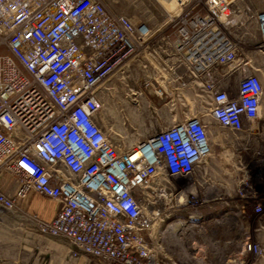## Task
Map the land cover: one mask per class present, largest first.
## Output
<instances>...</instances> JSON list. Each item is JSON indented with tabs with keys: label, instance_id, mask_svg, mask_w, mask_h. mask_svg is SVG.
I'll return each mask as SVG.
<instances>
[{
	"label": "built area",
	"instance_id": "obj_1",
	"mask_svg": "<svg viewBox=\"0 0 264 264\" xmlns=\"http://www.w3.org/2000/svg\"><path fill=\"white\" fill-rule=\"evenodd\" d=\"M230 3L193 1L171 23L170 50L162 53L178 61L156 71L173 73L205 109L183 111L169 127L121 149L101 123L102 94L128 82L132 59L156 54L151 26L106 0H0V172L20 183L12 194L0 190V220L33 190L58 208L53 219L33 217L30 226L66 239L74 257L179 264L160 250L159 236L199 199L193 193L180 199L182 185L172 178L197 176L211 156V121L240 132L259 119L264 84L257 73L241 76L235 89L216 90L223 68L238 61ZM258 21L264 46V11ZM245 248L257 256L264 251L254 240Z\"/></svg>",
	"mask_w": 264,
	"mask_h": 264
},
{
	"label": "rangeland",
	"instance_id": "obj_2",
	"mask_svg": "<svg viewBox=\"0 0 264 264\" xmlns=\"http://www.w3.org/2000/svg\"><path fill=\"white\" fill-rule=\"evenodd\" d=\"M193 1H187L186 5H181L175 0H106L112 9L126 13L135 23L145 22L151 26L154 38L151 51L156 53L154 56L132 59L131 62L135 70L133 68L126 75L125 79L128 82L124 84L122 81H118L110 84V88L102 94L104 102L102 124L121 143V149L131 148L137 139H142L161 128L169 127L173 124L174 119L183 115V111L195 115L205 109V104H202L204 107L201 108L196 97L190 91H186L188 105L181 101L180 90L182 88L187 90L182 83H178V88H175L173 87L175 83L168 81L167 89L163 85L159 88V91L165 93L161 98L157 93L156 95L152 93L155 99L149 98L143 91L140 94L135 88L130 90L129 96L125 89L128 86L126 84L137 83L134 80L137 73H142L147 69L156 73L161 64L166 65L169 62L178 61L176 57L167 60V57L162 53L170 50L166 41L168 38H173L175 27H170L171 23L182 17L185 9ZM230 4L239 20L238 26L235 29L232 28V30L234 29V38L239 43V53L237 64L224 67L223 76L229 80V86L235 89L240 77L245 73H257L264 81V46H261L260 27L259 24L257 25L259 14L264 11V0H231ZM196 9L204 12L203 6ZM150 58L157 60L156 62L159 64L151 63ZM170 77L172 76L170 75ZM141 82L143 81L141 80ZM137 84H140V81ZM118 87L119 89H117ZM119 95H124L125 105L130 104L126 101L129 97L132 99L137 97L140 100V106L137 107L129 105L126 107L123 104L127 112L121 115L123 119L129 120L127 122H111L108 118L112 100ZM171 98L174 99L173 102L177 101L176 105L170 103L169 99ZM111 112L118 116L117 112L112 110ZM132 119L138 121L131 122ZM150 120L153 121L149 122ZM258 120L259 122L255 121L252 129L241 132H233L215 124L220 131L213 134L214 157L208 166L207 174L199 173L197 176L187 177L177 175L172 180L174 183H181L182 189L179 194L185 191L184 196L179 197L180 199H186L191 193L195 194V198L199 199L196 204V212H203L202 205H204L205 212L215 216L216 220L222 216L228 202L234 203L238 200L242 213L249 210L248 207L255 210L256 205L262 204V213L254 211L259 233L255 241L259 242L264 250L263 113L262 118ZM195 183L198 184L197 187H194ZM246 193H252L255 197L249 196L250 198H248ZM30 219L32 220V218ZM250 219L255 224V220L251 217ZM28 220L29 214L25 211L8 213L5 219L0 220V234L2 235L0 239H4L3 243H0V264H73L70 259L73 258L70 253L71 246L66 239L41 235L33 230V227L30 226L31 220ZM26 222L27 224H25ZM81 257L88 264H96L94 260L85 255L74 257V259ZM257 259L259 264H264V251L257 256Z\"/></svg>",
	"mask_w": 264,
	"mask_h": 264
},
{
	"label": "crops",
	"instance_id": "obj_3",
	"mask_svg": "<svg viewBox=\"0 0 264 264\" xmlns=\"http://www.w3.org/2000/svg\"><path fill=\"white\" fill-rule=\"evenodd\" d=\"M161 96L162 94L158 93V97ZM262 113L264 115V97ZM197 185L195 183L194 187ZM19 188V180L14 174L8 171L0 172L2 192L12 194ZM184 193L185 191L179 194V197L182 198ZM17 201L20 208L16 211H8L2 219H5L8 213L25 211L29 214L28 221L33 217L49 221L53 219L58 208L57 200L33 190L24 199ZM238 202L237 200L234 203L232 201L226 203L227 207L218 220L205 212L204 205H202L203 212H196V206L183 207L175 214L174 223L160 233L158 240L160 250L167 255L170 262L175 261L179 264H259L257 255L245 248L247 241H255L258 238V227L254 217L256 213L249 207V210L242 213ZM250 217L255 220V224ZM3 241L4 239L1 238L0 243ZM70 259L73 264H88L83 257L74 259L73 256Z\"/></svg>",
	"mask_w": 264,
	"mask_h": 264
},
{
	"label": "flooded vegetation",
	"instance_id": "obj_4",
	"mask_svg": "<svg viewBox=\"0 0 264 264\" xmlns=\"http://www.w3.org/2000/svg\"><path fill=\"white\" fill-rule=\"evenodd\" d=\"M156 73H158V72H156ZM165 73L168 74V78L166 79V83L168 81H170V82L173 81L175 83L173 87L178 88V86H179L178 83H180L179 78L176 77L173 73H170V72H165ZM158 75L161 76L162 74L158 73ZM170 75L172 77H170ZM134 80L137 83L140 81V84H137V83H134L132 85L128 84L129 87L128 86L125 87V89H127L126 91H128V95H129L130 90L132 88H135L136 90H140V91L145 92L149 98H151V97L153 98L152 93H155V95L157 93V95H158L159 88L162 87L161 80L156 76L155 72H152L151 69H147L146 71H144L142 73H137V75L134 76ZM141 80L143 82H141ZM117 89H119V87ZM123 96L124 95H119V96H117V98L112 100V103L110 105V110H109L110 111V117H108L111 122H127V121H129L128 119H123V116L121 115L122 113L127 112V111H125V106L126 107L128 105L132 106V107L133 106L134 107L140 106V100H138L137 97H133V99L129 97V99H127L126 101L130 104L125 105L124 104L125 98ZM153 99H155V98H153ZM173 100L174 99H172V98L169 99L170 103ZM111 110L117 112L118 116L112 114ZM142 120L145 122L144 119H142ZM137 121L138 120H135V119L131 120V122H137Z\"/></svg>",
	"mask_w": 264,
	"mask_h": 264
},
{
	"label": "bare ground",
	"instance_id": "obj_5",
	"mask_svg": "<svg viewBox=\"0 0 264 264\" xmlns=\"http://www.w3.org/2000/svg\"><path fill=\"white\" fill-rule=\"evenodd\" d=\"M176 1V0H175ZM187 1H193V0H185V1H183V2H178V1H176L177 3H179V4H181V5H186V3H187ZM174 2V1H173ZM258 19H259V16H258V18H257V25L259 24V21H258ZM238 24H239V20H237L236 21V23L234 24V26L232 27V28H236L237 26H238ZM234 29L232 30V35H233V33H234ZM233 37H234V35H233ZM142 50H144V51H146V48H143ZM157 60H155V59H151L150 58V62L151 63H153V64H155L156 65V63H158V62H156ZM159 64V63H158ZM156 74V76L161 80V83H162V85H163V87L165 88V89H167V86H166V79L168 78V74H166V73H163L161 76H159L158 75V73H155ZM246 74H248V73H245V75ZM124 77H127L126 75L124 76ZM262 79V78H261ZM263 81V80H262ZM263 84H264V81H263ZM108 84L107 83H104V86H107ZM220 88H232L231 86H229V80L227 79V77H223L222 79H221V82H220V84H219V86L216 88V90L217 89H220ZM234 89V88H233ZM137 91H139L140 92V94H142L143 92L142 91H140V90H137ZM187 90L186 89H184V88H182L181 90H180V95H181V101L185 104V105H188V93L186 92ZM160 92V94H165V93H163L162 91H159ZM165 97H166V95H164ZM185 97V98H184ZM263 97H264V91H263V93H262V95H261V102H260V108H259V119L260 118H262V100H263ZM174 101V100H173ZM172 101V103L171 104H173V105H176V102H173ZM190 105H192V104H190ZM207 118L209 119V116H207ZM103 120H104V112H103V117L101 118V123H103ZM257 122H259V120H257ZM256 122V123H257ZM211 123H212V127H211V129H210V136H211V141H212V151H211V156L209 157V158H207L206 159V161L205 162H203V164L200 166V168L198 169V172H197V174H199V173H203L204 175H206L207 174V172H208V166H209V164H211L212 163V158L214 157V140H213V134H215V133H217V132H219L220 130L217 128V126L214 124V122H212L211 121ZM103 125V124H102ZM248 129H252V126L251 125H248V128L246 129V130H248ZM234 132V131H233ZM241 132V131H240ZM139 140H141V139H137V141L134 143V144H136V143H138V141ZM175 176H177V175H175ZM248 196V198H250L249 196H252V197H255L254 195H252V193H246ZM262 205V204H261ZM255 211V210H254Z\"/></svg>",
	"mask_w": 264,
	"mask_h": 264
}]
</instances>
